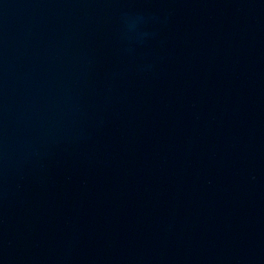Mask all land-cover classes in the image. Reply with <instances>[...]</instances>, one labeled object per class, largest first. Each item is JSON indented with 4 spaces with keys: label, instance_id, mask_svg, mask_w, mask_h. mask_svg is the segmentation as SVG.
<instances>
[{
    "label": "water",
    "instance_id": "water-1",
    "mask_svg": "<svg viewBox=\"0 0 264 264\" xmlns=\"http://www.w3.org/2000/svg\"><path fill=\"white\" fill-rule=\"evenodd\" d=\"M0 264H264V0H0Z\"/></svg>",
    "mask_w": 264,
    "mask_h": 264
}]
</instances>
